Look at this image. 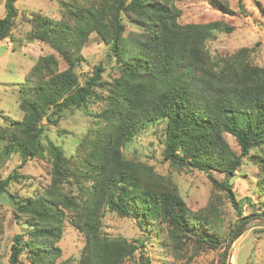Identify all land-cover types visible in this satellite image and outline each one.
<instances>
[{
	"label": "trees",
	"instance_id": "16d2710c",
	"mask_svg": "<svg viewBox=\"0 0 264 264\" xmlns=\"http://www.w3.org/2000/svg\"><path fill=\"white\" fill-rule=\"evenodd\" d=\"M176 1L59 0L61 19L32 17L28 38L45 42L56 54L39 56L19 83L22 119L4 115L0 168L13 153L20 155L19 168L28 160L49 158L50 183L42 193L21 197L9 187L30 176L17 169L0 175V202L9 203L23 219L9 264H21L22 257L32 264H123L144 243L104 233L106 210L140 217V225L157 219L174 247L193 239L198 249L219 248L220 211L214 203L190 210L171 180L125 154V146L148 125L165 123L164 160L182 170L205 172L239 215L240 202L229 180L247 156L259 165L264 197V152L259 154L264 149V67L249 61L247 48L212 55L206 47L212 31L231 27L222 21L181 23ZM15 2L4 1L0 41L11 35ZM211 4L229 11L221 0ZM127 23L136 29L125 34ZM92 33L114 58L118 75L108 83L102 80L101 64L82 80L75 70ZM60 60L65 68L60 69ZM92 101L103 102L95 114L100 125L87 130L73 154L51 140L43 145L47 126ZM215 172L224 178L217 179ZM65 221L83 234L84 245L76 261L57 262Z\"/></svg>",
	"mask_w": 264,
	"mask_h": 264
},
{
	"label": "rangeland",
	"instance_id": "374dc122",
	"mask_svg": "<svg viewBox=\"0 0 264 264\" xmlns=\"http://www.w3.org/2000/svg\"><path fill=\"white\" fill-rule=\"evenodd\" d=\"M4 1L0 0V18L5 14ZM211 1L213 0H177L176 7L180 11L179 21L181 23L224 22L231 29L221 28L212 31L206 42L209 52L212 55H230L247 48L249 61L264 67L263 0H221L229 8L227 13L215 9ZM15 7L17 16L11 35L0 41V126L4 124V115L14 120L22 119L18 100L19 83L24 80L39 56L56 54L55 50L45 42L28 38L32 17L38 14L40 17H49L56 21L62 17L59 0H16ZM125 28V34L136 29L131 23H127ZM81 55L82 59L75 67L81 80L86 78L98 64L104 67L101 74L103 81L108 83L118 75L114 58L110 56L107 47L97 34L89 35L81 49ZM59 67L65 68L66 64L60 60ZM98 92L106 94L105 89H98ZM102 107V101H92L85 110L64 113L57 124L47 126L42 140L43 145L51 140L66 152L73 154L76 143L87 130L100 125L95 114H98ZM42 122L46 123V119ZM164 125L165 123H159L145 127L141 134L125 146V154L145 162L164 179L171 180L190 210L200 211L210 201L213 202L220 211L217 225L221 246L198 249L192 239L186 241L183 248L174 247L168 240L164 225L160 226L157 219L140 225V217H121L115 212L106 210L102 219L104 233L110 237L121 236L127 240L140 238L144 243V246L123 264H264V202H262L264 197L259 192L258 182L262 175L257 161L247 156L236 175L229 180L232 191L240 202L239 215L226 192L214 188L205 172L182 170L164 160ZM229 140L234 145L233 139L229 138ZM263 152L264 149L259 150V154ZM20 161V155L13 153L0 168L2 177H6L13 169L30 176L21 183L10 185V191L14 195L26 197L36 191L41 192L49 185V158L31 159L19 168ZM213 176L219 180L224 178L219 172L213 173ZM21 221H23L21 215L9 203L0 202V264H9L13 237L23 229ZM151 224L155 226L151 227ZM231 229H236L233 241L221 263L223 252L233 232V230L230 232ZM57 245L61 250L57 262L65 259L76 261L84 245V236L71 223L65 221ZM21 261V264H32L25 257H22Z\"/></svg>",
	"mask_w": 264,
	"mask_h": 264
},
{
	"label": "water",
	"instance_id": "95a60500",
	"mask_svg": "<svg viewBox=\"0 0 264 264\" xmlns=\"http://www.w3.org/2000/svg\"><path fill=\"white\" fill-rule=\"evenodd\" d=\"M235 230H236V229L233 230V232H232V234H231V237H230V239H229V241H228L227 247H226V249H225L224 252H223V257H222V262H221V263H223L224 256H225V254H226V252H227V249H228V247L230 246L231 242L233 241V236H234V232H235Z\"/></svg>",
	"mask_w": 264,
	"mask_h": 264
}]
</instances>
